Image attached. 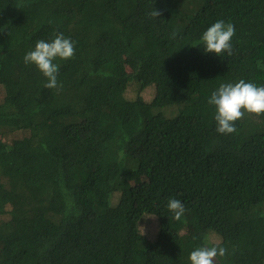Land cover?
Returning a JSON list of instances; mask_svg holds the SVG:
<instances>
[{
	"label": "trees",
	"instance_id": "1",
	"mask_svg": "<svg viewBox=\"0 0 264 264\" xmlns=\"http://www.w3.org/2000/svg\"><path fill=\"white\" fill-rule=\"evenodd\" d=\"M218 20L231 56L203 50ZM59 33L48 89L23 57ZM241 79L264 86V0H0V264H264V115L222 135L207 102Z\"/></svg>",
	"mask_w": 264,
	"mask_h": 264
},
{
	"label": "clouds",
	"instance_id": "2",
	"mask_svg": "<svg viewBox=\"0 0 264 264\" xmlns=\"http://www.w3.org/2000/svg\"><path fill=\"white\" fill-rule=\"evenodd\" d=\"M149 15L158 18L162 12L153 9ZM235 36V25L218 20L211 24L202 34L200 40L206 54L221 57L233 54L232 38ZM75 54L74 42L63 33L55 34L51 41L39 40L33 50L28 51L23 61L26 65H34L45 78V88L56 89L58 85L59 65L55 60H69ZM208 104L215 109L214 120L216 132L222 135L236 131L235 122L242 119L245 113L264 115V86H257L243 79L236 83H221L208 99ZM167 209L172 219L179 221L185 214L184 204L175 198L167 202ZM226 249L221 246H201L194 249L189 256L190 264H214L217 256L223 257Z\"/></svg>",
	"mask_w": 264,
	"mask_h": 264
},
{
	"label": "rangeland",
	"instance_id": "3",
	"mask_svg": "<svg viewBox=\"0 0 264 264\" xmlns=\"http://www.w3.org/2000/svg\"><path fill=\"white\" fill-rule=\"evenodd\" d=\"M143 97L146 99V100H149V98L151 97V94L150 93H146V94H144L143 95ZM145 225L148 227V230L147 229H145L146 227H145ZM154 227H155V224H154V219L153 218H149V221H145L144 222V228L143 227H141L140 229H141V231L143 232V233H146L147 234V232H148V236H149V238H152V236H153V231H154ZM209 240V243H212V242H216V241H218V238L215 236V235H210V236H208V239H207V241Z\"/></svg>",
	"mask_w": 264,
	"mask_h": 264
}]
</instances>
